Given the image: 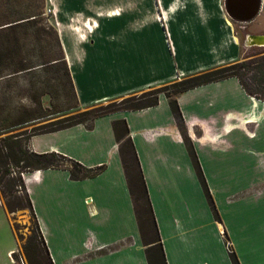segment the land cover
<instances>
[{
    "label": "crops",
    "instance_id": "0c3cea01",
    "mask_svg": "<svg viewBox=\"0 0 264 264\" xmlns=\"http://www.w3.org/2000/svg\"><path fill=\"white\" fill-rule=\"evenodd\" d=\"M225 1L46 0L69 75L54 59L29 71L62 73L84 111L232 64L244 47L264 38V0L251 22L232 19ZM235 2L245 12V1ZM176 99L222 222L214 218L162 94L153 108L99 117L91 129L76 125L30 138L35 153L105 167L84 180H73L66 169L24 176L54 264H149L114 131L119 120L128 124L168 264H232L230 250L241 264H264V101L237 78ZM66 111L70 106L20 121L36 123Z\"/></svg>",
    "mask_w": 264,
    "mask_h": 264
},
{
    "label": "trees",
    "instance_id": "16d2710c",
    "mask_svg": "<svg viewBox=\"0 0 264 264\" xmlns=\"http://www.w3.org/2000/svg\"><path fill=\"white\" fill-rule=\"evenodd\" d=\"M42 1L44 3L46 0ZM40 16L41 13L39 12L32 13L28 17L10 22L8 26L0 25V31L3 32L7 28L13 29L26 26L35 27ZM50 30H52L55 46L60 53V57H55L54 60L63 61L64 51L59 35L53 27H51ZM244 54L239 61L232 64L189 76L169 85L159 87L152 92L124 99L118 104L113 103L108 106L94 107L79 112L64 119L54 121L50 124L34 128L30 133L24 132L21 134L6 135L8 132L15 130L20 126L30 125L32 123L31 120H29L19 121L11 125H4L0 114V174L2 173V176H0V184L3 185L6 177L11 176L13 173H18L19 177L17 179H10L5 185H3V187L7 193L11 194L14 191V187L19 184L22 191L25 193V200L29 205L37 232V236L30 237L27 244L24 246V252L29 263L54 264L27 191L24 176L28 173L41 170L66 169L70 171L71 178L73 180H84L98 176L105 169L104 166L93 169L86 168L81 163L55 152L43 154L35 153L29 148L30 138L35 135L51 133L76 125H85L87 128L91 129L93 127V122L99 117L118 111H139L153 108L159 104V98L162 94L169 99L171 110L176 118L180 130L182 131V134L184 135L188 150L203 190L209 201L214 218L216 221L222 222L218 209L210 193V189L206 183V179L202 172V168L194 151L193 145L187 137L184 119L176 97L181 93L203 85L229 78H237L250 96L264 101V53H259L249 57ZM48 62H44V64H48ZM63 63L65 66V74L69 75L68 66L65 61H63ZM32 66L33 63L30 66L22 65L18 71H15L11 75H17L18 72H28L31 68H33ZM3 77L4 76L2 75L1 78ZM71 89L74 93L75 100L77 101L72 81ZM75 109H78L76 104L70 107V110L72 111ZM114 131L116 139L119 143L120 154L127 175L130 192L134 200L136 216L143 243L146 247V255L149 264H168L158 231L153 207L150 202L146 181L142 173L134 144L130 137L128 124L124 120L116 121L114 123ZM14 169H16L17 172H14ZM8 205L10 211L14 212L13 206L11 204ZM226 241H229L227 235ZM230 258L232 264H241L238 256L232 250H230Z\"/></svg>",
    "mask_w": 264,
    "mask_h": 264
},
{
    "label": "rangeland",
    "instance_id": "374dc122",
    "mask_svg": "<svg viewBox=\"0 0 264 264\" xmlns=\"http://www.w3.org/2000/svg\"><path fill=\"white\" fill-rule=\"evenodd\" d=\"M49 9L51 7L42 0H0V25L8 26L10 22L28 17L32 13H41L35 27L7 28L3 32L0 31V114L4 125L14 124L24 118L48 115L76 104L72 89H68L67 77L62 78V73H57L51 67L11 75L22 65L30 66L32 63L35 65L48 62L60 56L54 43V35L50 30L52 18L48 12ZM237 30L243 39V30L239 27ZM243 53L248 57L254 56L264 53V47H244ZM2 75L3 78H1ZM155 89L157 88L124 96L94 107L118 104L124 99L149 93ZM79 112L82 110L75 109L61 115H53L40 122L20 126L6 135L30 133L34 128ZM14 172L17 170L14 169ZM18 177V173H13L5 178L3 185L10 179ZM3 185L0 184V264H23L22 260L24 264H30L24 252V246L30 237L37 236L34 219L25 200V193L19 184L14 187L11 194L6 192ZM8 204L13 206L14 212L10 211Z\"/></svg>",
    "mask_w": 264,
    "mask_h": 264
},
{
    "label": "water",
    "instance_id": "95a60500",
    "mask_svg": "<svg viewBox=\"0 0 264 264\" xmlns=\"http://www.w3.org/2000/svg\"><path fill=\"white\" fill-rule=\"evenodd\" d=\"M236 0H226L225 6L226 11L228 12L229 16L240 22H251L253 21L257 15L259 14L263 0H241L245 1V12L239 11L236 6ZM253 38H260V37H253ZM254 44V43H252ZM256 46V45H253ZM264 47V46H259Z\"/></svg>",
    "mask_w": 264,
    "mask_h": 264
},
{
    "label": "bare ground",
    "instance_id": "6f19581e",
    "mask_svg": "<svg viewBox=\"0 0 264 264\" xmlns=\"http://www.w3.org/2000/svg\"><path fill=\"white\" fill-rule=\"evenodd\" d=\"M254 45H256V46H264V38L263 39H260L256 43H254Z\"/></svg>",
    "mask_w": 264,
    "mask_h": 264
},
{
    "label": "built area",
    "instance_id": "2783aa9c",
    "mask_svg": "<svg viewBox=\"0 0 264 264\" xmlns=\"http://www.w3.org/2000/svg\"><path fill=\"white\" fill-rule=\"evenodd\" d=\"M49 14L52 15V9H49ZM22 263L24 264V261L22 260Z\"/></svg>",
    "mask_w": 264,
    "mask_h": 264
}]
</instances>
